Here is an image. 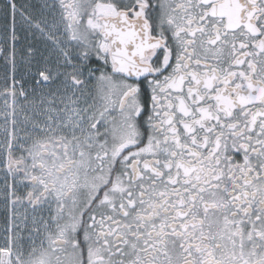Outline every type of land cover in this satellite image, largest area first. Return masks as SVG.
I'll list each match as a JSON object with an SVG mask.
<instances>
[{"label":"snow or ice","instance_id":"obj_1","mask_svg":"<svg viewBox=\"0 0 264 264\" xmlns=\"http://www.w3.org/2000/svg\"><path fill=\"white\" fill-rule=\"evenodd\" d=\"M45 7L0 6V264H264V0ZM18 13L37 85L59 82L19 108Z\"/></svg>","mask_w":264,"mask_h":264},{"label":"flooded vegetation","instance_id":"obj_2","mask_svg":"<svg viewBox=\"0 0 264 264\" xmlns=\"http://www.w3.org/2000/svg\"><path fill=\"white\" fill-rule=\"evenodd\" d=\"M54 0H16L18 5V9L23 11L25 15H32L37 18L44 17L48 15V11L50 12L49 7H45V5H52ZM179 2V0H177ZM4 0H0V6H2ZM17 35L20 37L19 42L15 43L16 48V69H15V79L19 83L16 85V105L19 108L20 106L25 105V101L22 97L19 96V92L21 88H23L27 93L29 100H32L35 96L36 99L40 97V89L42 88L44 91H48L50 88H56L59 86V82L57 84L51 85H37L36 83V69L35 66L29 70V66L27 62L24 60V49L25 46L29 43L37 46L43 47L42 39H37L29 34L26 26L21 24V18L19 13L17 14ZM11 25V18L5 21L4 16L0 13V48H3L5 51L0 54V93L3 92L6 85L10 86L12 83V67L10 63L5 62V56L11 51L12 42L9 40L7 44L4 43L5 37V24ZM36 89L33 92V89ZM11 102V97H5L0 95V111L3 110L5 100ZM3 123L2 117H0V124ZM4 135L2 129H0V140H3ZM19 155V153H17ZM239 159V157H237ZM20 177H15V180H19ZM14 183L12 177L7 176L3 169H0V192L4 190L5 183ZM21 191H26V189H21ZM7 227V210L5 208L3 196L0 195V244L4 243L5 236L7 235L5 229Z\"/></svg>","mask_w":264,"mask_h":264},{"label":"rangeland","instance_id":"obj_3","mask_svg":"<svg viewBox=\"0 0 264 264\" xmlns=\"http://www.w3.org/2000/svg\"><path fill=\"white\" fill-rule=\"evenodd\" d=\"M49 14H50V12L48 11V15H49ZM48 15H47V16H48Z\"/></svg>","mask_w":264,"mask_h":264}]
</instances>
